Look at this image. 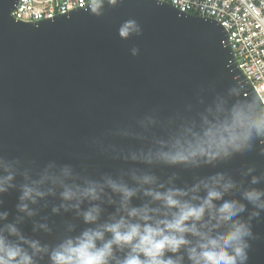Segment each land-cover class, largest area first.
Wrapping results in <instances>:
<instances>
[{"label":"clouds","instance_id":"obj_1","mask_svg":"<svg viewBox=\"0 0 264 264\" xmlns=\"http://www.w3.org/2000/svg\"><path fill=\"white\" fill-rule=\"evenodd\" d=\"M124 2L92 0L90 11ZM142 34L135 18L118 28L121 39ZM82 143L115 166L41 168L0 147V264H250L261 239L251 222L264 213V101L229 87L170 112L131 107ZM249 155L238 175L203 172Z\"/></svg>","mask_w":264,"mask_h":264},{"label":"water","instance_id":"obj_2","mask_svg":"<svg viewBox=\"0 0 264 264\" xmlns=\"http://www.w3.org/2000/svg\"><path fill=\"white\" fill-rule=\"evenodd\" d=\"M17 2L0 0V147L26 163L109 170L116 162L91 151L82 138L131 107L160 105L170 112L229 87L260 100L215 20L166 2L125 0L99 16L90 4L28 22L13 16ZM129 18L139 21L143 34L121 39L118 28ZM133 46L140 49L136 57L129 54ZM255 160L237 157L203 172L238 175ZM4 199L13 208L16 193ZM251 223L261 239L253 241L250 264H264V213Z\"/></svg>","mask_w":264,"mask_h":264},{"label":"built area","instance_id":"obj_3","mask_svg":"<svg viewBox=\"0 0 264 264\" xmlns=\"http://www.w3.org/2000/svg\"><path fill=\"white\" fill-rule=\"evenodd\" d=\"M183 13L220 23L239 66L264 101V0H159ZM92 0H18L12 11L17 20L34 22L53 19Z\"/></svg>","mask_w":264,"mask_h":264}]
</instances>
